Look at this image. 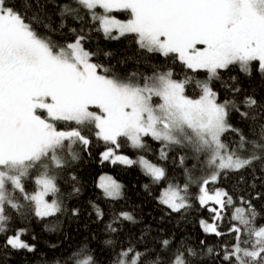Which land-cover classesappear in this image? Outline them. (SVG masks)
I'll list each match as a JSON object with an SVG mask.
<instances>
[{
    "label": "snow or ice",
    "instance_id": "snow-or-ice-1",
    "mask_svg": "<svg viewBox=\"0 0 264 264\" xmlns=\"http://www.w3.org/2000/svg\"><path fill=\"white\" fill-rule=\"evenodd\" d=\"M74 3L91 14L105 37L118 39L134 34L141 49L164 57L174 55L185 68L193 72L206 70L208 77L206 81H196L200 95L193 99L185 94L189 79H173L171 70L145 77L142 84L134 83L132 77L110 75L108 69L91 62L93 53L84 49L83 36L57 47L41 37L7 0H0V235L6 237L3 245L34 251L35 244L22 238L26 227L7 234L12 217L6 210L21 212L24 205L15 196L19 192L36 217L59 212V202L45 198L59 192L56 176L50 174L51 170L65 166L57 153L67 147L76 159L73 145L80 144L86 149L90 144L79 127L58 130L56 121L94 125L95 136L105 144L103 160L139 163L154 182L165 178V170L143 156L133 161L117 154L119 138L126 137L133 148H143L142 137L151 136L162 142L161 159L167 158L166 149L171 146H190L197 159L212 170L199 182L195 200L201 208H207L209 202L219 206L208 209L212 222L201 220V227L206 233L223 236L217 221L223 218V210L233 205V198L223 189L210 192L208 185L215 183L222 173L238 172L264 159L255 154L248 157L240 154L249 145L254 151L264 152V124L259 125L261 142L249 140L240 128L228 122L230 111L238 112L245 120L249 112L241 111L235 100L218 102V94L210 82L220 79L218 70L230 65L238 64L242 72L250 74V65L255 61L258 70L264 73V0H74ZM97 8L103 9V14L97 13ZM63 10L69 14L76 11L67 5ZM113 10L127 11L130 18L118 20L110 14ZM113 30L119 36L112 35ZM224 87L234 95L241 91L235 85ZM154 97L160 102L154 104ZM241 103L247 109L257 105L252 96H245ZM90 107L99 112L91 111ZM42 112L47 116L43 117ZM227 132L239 137L235 147L223 142L222 136ZM45 160L48 163H43ZM180 163L183 165L184 157ZM38 165L42 168L35 177L38 190L28 194L23 181L31 178L30 171ZM99 186L107 197L115 199L121 194V185L111 177H101ZM188 189L187 183L182 187L169 184L161 192L160 202L173 212L189 208ZM241 200L242 206L235 207L231 217L238 223L228 230L235 242L230 248L225 247L223 260L227 264H264V225L255 226V209ZM96 211L98 217L103 215L98 208ZM119 218L133 220L128 212H121ZM108 228L117 231L111 224ZM245 234L248 239H242ZM169 243L162 242L164 247ZM130 255L131 261L127 259ZM144 255L129 247L118 254L114 264H141ZM186 255L195 253L191 249L187 253L178 250L170 264H190ZM76 264H95V260L92 255H85Z\"/></svg>",
    "mask_w": 264,
    "mask_h": 264
},
{
    "label": "trees",
    "instance_id": "trees-1",
    "mask_svg": "<svg viewBox=\"0 0 264 264\" xmlns=\"http://www.w3.org/2000/svg\"><path fill=\"white\" fill-rule=\"evenodd\" d=\"M7 3L25 17V21L41 37L57 47L73 42L77 36H83L84 49L93 53L91 62L108 69L110 75L115 73L122 79L132 77L134 83L142 84L145 77L171 70L173 79H189L185 94L190 98H198L200 95L196 81L207 80L206 70L193 72L185 68L174 55L164 57L141 49L134 34H125L118 39L105 37L103 31L98 30V22L74 0H7ZM66 5L76 11L66 13L63 10ZM111 14L129 17L127 11H114ZM250 67L249 74L242 72L238 64L230 65L227 69L218 70L220 79L210 83L218 94V102L235 100L241 111L249 112L245 120L238 112L230 111L228 122L240 128L249 140L260 143L259 125L264 124V73L258 70V62H252ZM225 84L235 85L241 91L234 95L224 87ZM245 96L256 99L257 105L253 109H247L241 103ZM253 117L256 119L253 120ZM55 125L63 131L79 127L90 144L86 149L80 144L73 145L76 159L72 158L67 147L57 153L65 161L62 169L50 171L51 175L56 176L59 189L56 194L61 208L59 212L44 218L36 217L30 212V206L22 195L15 193L24 207L20 213L14 209L6 210V214L12 217L7 234H12L11 230L26 227L27 232L22 238L29 244H35V249L29 252L6 248L3 245L6 237L0 235V264H76L85 255H92L95 264H114L118 254L129 247L145 253L141 264H151L157 261V257V264H170L178 250L187 253L189 249L195 253L193 256L186 255L190 264H227L223 260L225 247L230 248L235 242L234 235L228 230L233 223H237L231 217L234 208L242 206L241 198L255 209V226L264 225V159L254 161L251 166L238 172L222 173L215 183L208 185L209 190L223 189L233 198V205L227 206L223 210V218L217 221L218 230L224 235L217 236L203 231L200 222L205 220L211 223L212 213L209 207L201 208L195 200L199 182L210 175L212 170L197 159V154L190 146H171L166 149L167 158L161 159V141L145 136L142 137L144 147L133 148L126 137L119 138L120 152L130 157L144 156L165 170V178L154 182L135 164L103 160L101 153L105 150V144L95 136L94 125L78 126L75 122L65 121H56ZM222 140L230 147H235L239 137L227 132ZM240 154L244 157L253 154L264 156V152L259 149L254 151L251 145ZM181 157H184L183 165L180 163ZM41 171L38 165L30 171L31 178L23 181L28 194L37 189L35 177ZM102 172L111 173L122 183L118 198L107 197L97 186V177ZM186 183L189 185L191 207L173 212L159 201L162 187ZM97 208L103 213L102 216L98 217ZM121 212L130 213L133 220L117 219ZM109 224L117 231H110ZM242 239H248L247 234ZM164 240L170 242L169 246H163ZM209 249L212 251L209 252Z\"/></svg>",
    "mask_w": 264,
    "mask_h": 264
},
{
    "label": "rangeland",
    "instance_id": "rangeland-1",
    "mask_svg": "<svg viewBox=\"0 0 264 264\" xmlns=\"http://www.w3.org/2000/svg\"><path fill=\"white\" fill-rule=\"evenodd\" d=\"M99 10H96V12L97 13H99V14H103V9H100V8H98ZM114 11H122V10H113L112 11V13L114 12ZM125 12V11H124ZM127 13H129V12H127ZM111 14V13H110ZM113 17H115L116 19H118V20H121V21H126L127 19H129L130 18V13H129V17H127V18H122V17H120V16H117V15H115V14H111ZM113 35L114 36H119V33L118 32H116V30H113ZM193 99H195V98H193ZM160 101H159V98H156V97H154L153 98V103L154 104H157V103H159ZM90 110L91 111H96V112H99V109H97V108H95V107H90ZM42 114H44L45 116H43V117H46L47 116V114L46 113H41V115ZM151 137V136H150ZM142 141H143V139H142ZM128 143L130 144V142L128 141ZM103 152V151H102ZM117 154H119V155H125V156H127L129 159H131V160H133V161H137L141 156H135V157H130L129 155H126V154H124V153H122V152H120L119 150H117ZM144 157V156H143ZM146 159V158H145ZM106 161H109V162H112V160L110 159V160H106ZM149 161V160H148ZM118 162V161H117ZM120 163V162H119ZM152 163V162H151ZM123 164V163H122ZM133 164H135V165H137V166H139V168L141 169V171H143L144 172V170L142 169V167L140 166V164L139 163H133ZM154 164V163H153ZM128 165V164H127ZM158 166V165H157ZM160 167V166H159ZM211 174V173H210ZM101 177H111L113 180H115L119 185H121V188H122V183L119 181V180H117L113 175H111V173H106V172H102V173H100L99 175H98V177H97V186L104 192V190L99 186L100 185V183H101ZM169 184H167L166 186H164V187H162V189H161V191H160V194H161V192L168 186ZM173 185H176V184H173ZM177 186H180V187H182L183 185H177ZM37 187V186H36ZM216 189H218V188H216ZM216 189H213V190H209L210 192H214ZM38 190V188L34 191V192H36ZM9 191H11V186L9 185ZM34 192H32V193H30V194H33ZM120 192H121V189H120ZM103 194H105V193H103ZM160 194H159V197H160ZM158 197V198H159ZM49 202H51L53 199H56V195L55 196H53V195H51V194H49L48 196H46L45 197ZM112 199V198H111ZM159 201H160V199H159ZM214 204V202H209V205H208V207L209 208H211V207H219V206H215V205H213ZM234 210H235V208H234ZM234 212V211H233ZM238 223V222H237ZM243 246V245H242ZM131 258H132V256L130 255L129 257H128V260L129 261H131Z\"/></svg>",
    "mask_w": 264,
    "mask_h": 264
}]
</instances>
